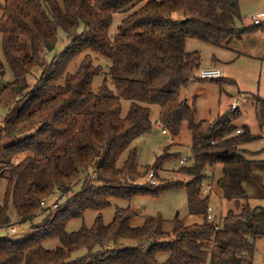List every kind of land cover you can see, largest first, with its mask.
Masks as SVG:
<instances>
[{
	"label": "trees",
	"instance_id": "trees-1",
	"mask_svg": "<svg viewBox=\"0 0 264 264\" xmlns=\"http://www.w3.org/2000/svg\"><path fill=\"white\" fill-rule=\"evenodd\" d=\"M0 11L6 58L0 56V102L8 105L0 124V165H12L16 155L22 156L0 173V229L12 225L11 204L21 222H33L47 196L56 189L66 193L82 180L64 208L44 217L32 236L0 238V264H254L255 242L249 234L264 235L255 229L264 218V206L250 204L245 183L263 189L264 184L254 169L256 161L238 150L260 135L249 126L237 132L238 108L214 121L198 120L197 106L182 98V90L202 81L196 75L202 56L187 50L189 38L227 47L256 30L264 31V21L239 26L241 0H5L0 1ZM119 12L126 15L112 33ZM61 32L71 44L49 60ZM85 50L112 60L96 90L94 78L103 71L91 53L75 72L67 73L69 63ZM9 68L14 78L5 81ZM31 74L37 76L34 83L29 81ZM208 80L236 82L223 77ZM257 98L263 105V98ZM122 99L130 101L124 116ZM152 105L160 107L159 121L173 137L180 135L184 123L191 131L193 163L179 169L186 180L160 176L164 163L177 155L165 148L146 170L148 174L155 169L161 184L137 182L144 172L137 148L131 146L151 131ZM62 140L64 146L58 149ZM217 164L222 165L217 184L236 206L220 217L221 223L216 217L208 219L211 194L203 195L206 170ZM177 187L186 188L189 216L202 221L176 217L169 232L164 229L166 219L158 214L134 226L138 209L117 206L110 223L99 214L91 227L73 232L66 228L69 219L88 209L100 211L111 205V198L158 195ZM51 238L60 241L55 249L44 245ZM81 249L85 253L76 256ZM159 253H166L163 261Z\"/></svg>",
	"mask_w": 264,
	"mask_h": 264
},
{
	"label": "rangeland",
	"instance_id": "rangeland-1",
	"mask_svg": "<svg viewBox=\"0 0 264 264\" xmlns=\"http://www.w3.org/2000/svg\"><path fill=\"white\" fill-rule=\"evenodd\" d=\"M5 2V0H0ZM260 11H264V0H241V15L242 18L238 19V25H251L253 24L252 16ZM2 11H0V17ZM124 12L116 13L114 16L113 24L111 27L112 33L117 28L120 21L125 17ZM83 27L81 28V30ZM60 40L55 50L48 53V59H55L57 56H61V53L65 52V48L70 45V38L63 32L60 33ZM188 51L197 50L202 56L203 66H216L221 69L223 78H232L236 82L221 84L217 80L202 79L191 82L188 87L182 90V98L187 100L189 104H195L198 109V120L208 119L214 121L224 111L232 110L229 108L230 103L233 100L239 101V115L235 119L234 123L238 129H242L249 126L252 131L260 135L257 139L243 144L238 150L239 154L245 155L248 158L256 161L254 169L257 174L262 178L264 184V150L260 151L264 145V95L261 94V90H264V82H260L261 73L263 71V65L257 57L264 59V31L261 29L254 31L251 34L244 36L243 40H233L227 47H218L209 43L203 42L197 38H189L186 44ZM91 53L94 59L95 65H99L103 74L95 76L93 81L94 89L102 84L104 77H107L112 60L102 54H98L89 50L83 51L76 56L68 65L67 73L75 72L80 65L83 57ZM0 56L3 61L6 60L2 50V34L0 33ZM216 64V65H214ZM197 72V71H196ZM40 74V71L36 72ZM36 74L29 76L31 83L35 82ZM14 78L12 70L9 68L7 74L4 77L5 81L12 80ZM109 86L115 90V85L110 77H108ZM63 79L61 80V83ZM252 92V93H250ZM263 96V110L257 106L258 98ZM257 103V104H256ZM262 102H260V106ZM130 108V101L122 99V115H126ZM160 107L158 105H152L151 119L153 121L152 129L149 133L139 136L134 140L131 147L137 148L138 163L140 169L144 172V175L139 182L141 185H148L146 179V170L149 165H153L156 157L162 154L165 148L170 152L177 153L176 156L167 160L164 163L163 169L159 172L160 176L165 180L176 179H188L179 171L182 166L181 159L185 156L192 154L191 143L192 136L191 131L184 123L182 131L179 136L173 137L170 132L163 133V125L159 121ZM8 113V105L4 102H0V124L4 120ZM64 146V140L59 144L58 149ZM246 149H258L255 150V154H251ZM260 151V152H259ZM128 152L123 153L119 166H121ZM22 159L21 155L14 157V164H18ZM193 159H189L186 164L191 165ZM11 164L2 166L0 165V173L6 169L12 167ZM155 170V169H154ZM93 172V168L90 169ZM208 177L205 180L203 195L210 193V207L209 213L217 218V222L221 223L220 217L224 216L229 209H236L234 200H228L224 197L223 190L218 186L217 180L222 174V165L217 164L214 168H208L206 170ZM146 173V174H145ZM158 185L161 181L158 179ZM4 185V180L1 181ZM82 180L73 186L72 189L66 193L60 189H56L55 192L47 196L41 202V208L39 215L33 222H21L19 215L14 208L10 205V215L12 217V225L9 228L0 229V238H10L12 240H21L26 237L32 236L34 233V226L40 223L44 217L54 215L57 209H63L68 198L72 197L75 192L80 190ZM156 186V185H155ZM245 189L249 194V202L252 206H264V189L262 186L254 183H245ZM128 207L133 206L138 209L139 215L133 221L134 226H141L146 216L149 215H162L166 221L164 229L172 232L173 221L176 217L180 219H186L187 222L202 221V217L189 216L187 205V192L185 187H177L168 189L158 195L153 194H137L131 198H111V205L102 209H88L83 216L73 217L67 221V230L69 232L77 231L83 226L91 227L99 214H102V218L105 223H110L115 214L116 207ZM258 227L264 231V218L260 219L256 223ZM14 229V230H13ZM250 240L255 242L254 252V264H264V235L260 237H254L249 234ZM128 244H135V241H128ZM45 247L49 249H55L60 245L58 238H51L44 242ZM85 253V249L78 250L75 255L81 256ZM158 259L163 261L166 257V253H159Z\"/></svg>",
	"mask_w": 264,
	"mask_h": 264
},
{
	"label": "built area",
	"instance_id": "built-area-1",
	"mask_svg": "<svg viewBox=\"0 0 264 264\" xmlns=\"http://www.w3.org/2000/svg\"><path fill=\"white\" fill-rule=\"evenodd\" d=\"M252 19H253V23L254 24H260L261 22L264 21V11H260V12H258L256 14H253ZM196 75L198 77L202 78V79H215V78H220V77L223 76L221 69L216 67V66H203V67H200L197 70ZM238 107H239L238 99L232 101L230 103V106H229L230 109H236ZM162 131H163V133H168V130H166V129H163ZM242 131H243V128L242 129H237V132H242ZM189 157H190V155L189 156H185L184 158H182L181 159V163L182 164H186V162L190 159ZM146 179L148 180V182L151 185H158L156 172H155L154 169H151L148 172V174L146 176ZM43 203H44V201H43ZM213 218H214V216L209 213L208 219L211 220ZM216 228L219 229V224L216 225Z\"/></svg>",
	"mask_w": 264,
	"mask_h": 264
},
{
	"label": "crops",
	"instance_id": "crops-1",
	"mask_svg": "<svg viewBox=\"0 0 264 264\" xmlns=\"http://www.w3.org/2000/svg\"><path fill=\"white\" fill-rule=\"evenodd\" d=\"M264 56V55H263ZM262 57V56H261ZM261 57H257L258 59H260V61H261V63H262V65H263V71H262V73H261V79H260V82H264V59H261ZM214 65H216V64H214ZM223 77V76H222ZM250 93H252V92H250ZM262 93H263V95H264V90H261V94L260 95H262ZM262 98H263V96H262ZM234 101V100H233ZM257 104V103H256ZM257 106H259V107H261L262 109L261 110H263V105H261L260 106V104H257ZM239 107H240V105H239ZM239 107H238V109H239ZM251 129V128H250ZM251 131H252V129H251ZM253 132V131H252ZM254 133V132H253ZM255 134V133H254ZM263 134H264V130L262 131V136H263ZM247 144V143H246ZM245 145V144H244ZM263 145H264V140H263ZM243 146V145H242ZM241 146V147H242ZM261 150L260 151H262L263 152V150H264V146L262 147V148H260ZM255 150H258V149H246V151L247 152H249V153H251V154H254V155H256L255 154ZM259 151V152H260Z\"/></svg>",
	"mask_w": 264,
	"mask_h": 264
}]
</instances>
